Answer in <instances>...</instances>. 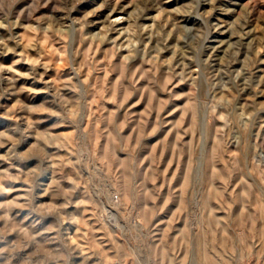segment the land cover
Wrapping results in <instances>:
<instances>
[{"label": "rangeland", "instance_id": "374dc122", "mask_svg": "<svg viewBox=\"0 0 264 264\" xmlns=\"http://www.w3.org/2000/svg\"><path fill=\"white\" fill-rule=\"evenodd\" d=\"M0 241L264 264V0H0Z\"/></svg>", "mask_w": 264, "mask_h": 264}, {"label": "bare ground", "instance_id": "6f19581e", "mask_svg": "<svg viewBox=\"0 0 264 264\" xmlns=\"http://www.w3.org/2000/svg\"><path fill=\"white\" fill-rule=\"evenodd\" d=\"M118 22V20H116ZM0 245H1V241H0ZM1 250V249H0ZM2 259V254L0 253V260Z\"/></svg>", "mask_w": 264, "mask_h": 264}]
</instances>
